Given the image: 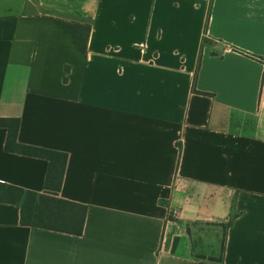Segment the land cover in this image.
Returning <instances> with one entry per match:
<instances>
[{"label": "crops", "instance_id": "0c3cea01", "mask_svg": "<svg viewBox=\"0 0 264 264\" xmlns=\"http://www.w3.org/2000/svg\"><path fill=\"white\" fill-rule=\"evenodd\" d=\"M0 117L88 206L73 235L0 203V264H264V0H0ZM6 137L0 181L44 192Z\"/></svg>", "mask_w": 264, "mask_h": 264}, {"label": "trees", "instance_id": "16d2710c", "mask_svg": "<svg viewBox=\"0 0 264 264\" xmlns=\"http://www.w3.org/2000/svg\"><path fill=\"white\" fill-rule=\"evenodd\" d=\"M64 80L66 81L67 77ZM20 125L19 117H0V127L7 130L5 149L8 152L43 158L48 161L45 190L38 193L0 181V203L20 206L22 225L81 235L85 227L88 206L60 196L69 158L68 153L20 143L18 141ZM235 217L236 214L233 212L228 222L223 224L225 228L232 224ZM210 260L222 261V258H210Z\"/></svg>", "mask_w": 264, "mask_h": 264}, {"label": "built area", "instance_id": "2783aa9c", "mask_svg": "<svg viewBox=\"0 0 264 264\" xmlns=\"http://www.w3.org/2000/svg\"><path fill=\"white\" fill-rule=\"evenodd\" d=\"M175 214V212H171V215L173 216Z\"/></svg>", "mask_w": 264, "mask_h": 264}]
</instances>
